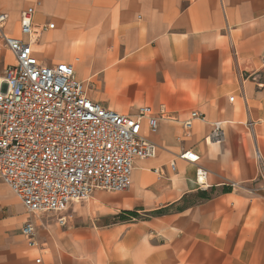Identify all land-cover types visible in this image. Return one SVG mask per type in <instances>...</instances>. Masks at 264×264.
I'll list each match as a JSON object with an SVG mask.
<instances>
[{
  "label": "crops",
  "instance_id": "0c3cea01",
  "mask_svg": "<svg viewBox=\"0 0 264 264\" xmlns=\"http://www.w3.org/2000/svg\"><path fill=\"white\" fill-rule=\"evenodd\" d=\"M29 7L34 58L73 64L86 97L106 110L150 107L156 130L143 124L142 135L158 153L134 161L127 190L72 204L65 226L53 213L29 215L0 179V264H264L254 160L256 149L264 159V0H0L5 33L27 41L18 29ZM12 62L0 39V76ZM192 112L204 122L186 137ZM215 123L220 143L209 140ZM187 151L195 165L176 158Z\"/></svg>",
  "mask_w": 264,
  "mask_h": 264
},
{
  "label": "built area",
  "instance_id": "2783aa9c",
  "mask_svg": "<svg viewBox=\"0 0 264 264\" xmlns=\"http://www.w3.org/2000/svg\"><path fill=\"white\" fill-rule=\"evenodd\" d=\"M33 15V7L20 15L18 31L25 41L4 32L8 16L0 13V39L13 59L0 76V179L29 215L53 213L65 226L72 204L85 203L97 190H127L134 161L156 157L158 147L142 135V125L154 132L157 118L150 107L134 116L106 110L86 97L73 64L37 61L31 50L36 39ZM194 122H204L203 115L190 114L182 124L184 136L190 135ZM222 125H213L210 142L222 141ZM176 158L198 162L192 151ZM254 160L264 191V159L257 149ZM170 169L175 171L174 161ZM205 179L206 171L198 167L195 184L204 188ZM22 235L28 247L37 248L31 221L23 225Z\"/></svg>",
  "mask_w": 264,
  "mask_h": 264
},
{
  "label": "rangeland",
  "instance_id": "374dc122",
  "mask_svg": "<svg viewBox=\"0 0 264 264\" xmlns=\"http://www.w3.org/2000/svg\"><path fill=\"white\" fill-rule=\"evenodd\" d=\"M79 204H81V203H79Z\"/></svg>",
  "mask_w": 264,
  "mask_h": 264
},
{
  "label": "bare ground",
  "instance_id": "6f19581e",
  "mask_svg": "<svg viewBox=\"0 0 264 264\" xmlns=\"http://www.w3.org/2000/svg\"><path fill=\"white\" fill-rule=\"evenodd\" d=\"M8 25V24H7Z\"/></svg>",
  "mask_w": 264,
  "mask_h": 264
},
{
  "label": "trees",
  "instance_id": "16d2710c",
  "mask_svg": "<svg viewBox=\"0 0 264 264\" xmlns=\"http://www.w3.org/2000/svg\"><path fill=\"white\" fill-rule=\"evenodd\" d=\"M133 215V214H132Z\"/></svg>",
  "mask_w": 264,
  "mask_h": 264
}]
</instances>
